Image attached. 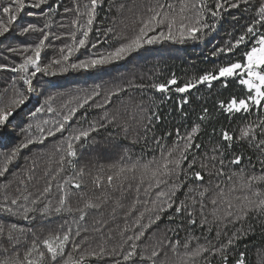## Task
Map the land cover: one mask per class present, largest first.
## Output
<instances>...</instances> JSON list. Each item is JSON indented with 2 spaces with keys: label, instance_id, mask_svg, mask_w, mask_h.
Segmentation results:
<instances>
[{
  "label": "snow or ice",
  "instance_id": "obj_1",
  "mask_svg": "<svg viewBox=\"0 0 264 264\" xmlns=\"http://www.w3.org/2000/svg\"><path fill=\"white\" fill-rule=\"evenodd\" d=\"M105 3L109 4L110 9H115L117 16L123 15L125 11L131 13L130 17H126L131 20V35L126 34L129 24L123 21L121 29L117 31L115 16L112 18L113 24L105 27L102 32L99 28H94L98 11ZM71 5L64 6L61 0H0V39H6L13 32L22 40L34 37L30 43L21 42L19 46L6 48L7 53L17 54L20 62L0 63V70L16 74L12 77L14 83L11 89L5 88L0 92V128H6L29 102V94L35 91L34 78L37 74L55 75L56 69L60 72H68L70 69H101L123 61L147 46L163 42L183 44L188 41H203L224 26L225 22L227 39L210 51L209 56L215 58L212 67L201 69L199 74L186 82H180L172 74L163 81L157 79L148 84L137 85L128 83V88L151 89L161 97L157 102L155 95L150 96L148 106L143 102H132L130 98L126 109L131 111L132 120L136 124V139L132 142L143 141L145 147L150 144L155 147L150 153L142 152L135 158L124 149L119 161L107 168L98 169L92 176L91 183L98 188L105 184L108 187L118 185L123 188L125 183L132 188L134 183L137 193L145 185V193H150L154 188L157 191L156 199L151 201L152 207L145 209L150 214L148 224H142L145 213L141 212L135 220V225L140 226L139 230L133 235H127V226L119 230V242L111 247L106 246V242L91 247L87 235L79 243L73 240V236L81 237L82 232L89 231L81 227L87 220L88 212L99 210L103 205L99 198L94 201L78 195L86 187L85 175L91 174L86 173L84 166L77 167L76 159L89 142H96L92 134L117 123L119 114L109 112L106 106L111 104L114 97L125 92L123 86L109 89L104 93L103 101L98 103L96 98L101 96L102 90H98L101 86L96 85L91 92L76 98L75 106L68 108L62 120L53 121L51 127L42 126L48 125L46 120L42 124L37 123L36 134L27 136L10 151L0 153V177H5L22 150L34 144L44 145L48 138L67 131L68 122L73 120L79 109L88 106L90 101L91 106L103 111L98 119L81 120L67 137L62 136L49 154L48 164L41 177L36 176V163L33 161L32 166L27 169L28 175L16 182L23 187L18 186L15 193L10 194V185L4 184V191L0 192V214L4 217L33 221L40 217L50 221L52 217L67 214L73 217L71 223L76 225L75 231L64 220L58 229L37 235L33 227L0 219V264H91L93 259H107L110 264H200L202 259L203 264H212V259L217 256L221 264H228V251L237 239L244 238L252 231L251 227L246 231L242 227L240 232H233L219 247L207 238L206 244H200V237L191 234L183 242L176 240L173 243L170 240L166 247L174 258L164 251L163 240L158 241L151 249L146 246L143 250L138 242L145 236V229L150 230L167 210H173V216L169 219L177 214L187 219L190 233L197 226L202 231L206 228L211 232L214 225L217 240L222 234L221 226H243L252 216L264 217V0H256L255 4L253 0H154L144 6L142 12H132L124 3L115 4L112 0H86L84 3L81 0H71ZM61 8L62 13L59 11ZM233 10L240 14H233ZM23 16H39L43 24L38 26L40 20L35 23L21 22ZM54 16L59 17L57 27L67 31L60 34L51 31ZM65 20L68 23H64ZM94 32L104 39L97 38L93 43L90 35ZM62 37L70 42H64L62 47L56 49L57 58L42 66V53L54 48L53 41H61ZM109 40L114 43L106 51H88L89 48L103 46ZM81 52L84 53L83 58L74 55ZM73 59L75 62H72ZM17 81L22 82V87L16 86ZM216 85L223 91L230 87L239 89L220 99L218 110L221 114H227L226 118H233L240 113L250 115L256 112L257 118L248 120L247 115L243 116L242 121L247 122L242 123L238 129L221 128L217 133L213 127L212 131L217 139L210 149L211 154L205 152L197 161L193 150L201 148L196 140L202 126L210 119L209 109L202 107L196 122L187 130L182 131L178 126L174 131L158 134L157 129L162 126L164 119L159 109L170 93L184 94L180 97L179 108L181 115L187 117L184 106L191 102L189 97L192 91H198L199 87L212 90ZM223 91L219 95L223 96ZM51 99L49 96L48 100ZM44 110V107L37 108L31 115L34 117ZM47 111L53 112L54 109L49 105ZM120 127L127 138L131 125L125 120ZM32 128L33 125L28 123L27 130ZM173 136L175 139L172 140L171 147H168L165 141ZM238 145H247L253 150L255 163L248 158V165L240 167L245 156L243 153L237 154ZM226 162L227 165L236 166L237 170L226 173ZM40 179L44 180V185L34 195L27 185ZM54 183L58 193L55 202L51 199ZM181 195L183 199H180ZM73 197L80 201L75 207L71 203ZM208 204L211 209L206 212ZM196 205H199V221L194 218L192 210ZM117 206H121L119 201ZM112 211L115 213L116 208ZM105 224L103 220H95L91 231L102 235ZM223 234L227 236L226 232ZM29 236L32 237L31 241L21 252V241ZM108 239H113L111 233L108 234ZM4 240L9 247L2 246ZM234 264H247L245 253L241 252Z\"/></svg>",
  "mask_w": 264,
  "mask_h": 264
},
{
  "label": "trees",
  "instance_id": "obj_2",
  "mask_svg": "<svg viewBox=\"0 0 264 264\" xmlns=\"http://www.w3.org/2000/svg\"><path fill=\"white\" fill-rule=\"evenodd\" d=\"M84 2H86V0H81V3ZM112 2L115 4L124 3L126 8L131 9L132 12H142L144 6L149 5L154 2V0H112ZM61 3H63L64 6H72L71 0H61ZM253 3L255 4L256 0H253ZM28 10L32 11L31 9ZM59 11L62 13V8L59 9ZM233 14L239 15L240 12L233 10ZM114 16L116 17L115 26L117 31L121 29V21H123L129 24L128 29H126V34L131 35V20L126 19V17L131 16V13L125 11L123 15L117 16L115 9H110L108 3H105L99 9L94 28H99L102 32L105 27L113 24L112 18ZM68 19H71V14ZM38 20H40L38 26H42L43 21L39 16H23L21 18V22L27 21L35 23ZM52 21L51 31L57 34H60L62 31H67V29L62 30L57 27L59 17H52ZM64 23H68V20H65ZM225 27H227V22L203 41H188L183 44L163 42L161 44L147 46L146 49L134 53L125 60L116 62L105 68L89 71L70 69L68 72H60L56 69L55 75L37 74L34 78L35 91L29 94V102H27L15 115L6 128H0V153L10 151L21 141L25 140L27 136L36 134L35 126L37 123L42 124V122L46 120L49 122L48 125L42 124V126L51 127L53 126V121L62 120V116L67 113L68 108L75 106L76 98L82 97L86 92H91L96 85H100L101 89L98 90H102L101 96L96 98V102L98 103L103 101V95L109 89H115L120 86L126 89L125 92L114 97L110 105L106 106L109 112L119 114L117 123L106 129H101L98 133L92 134V138H94L96 142H89L88 145L80 151L79 157L76 159L77 167L84 166L86 173L91 174L85 175L84 183L86 187L82 192L78 193V195H83L94 201L99 198L103 201V205L99 210H90L88 212L87 220L81 227L87 228L89 231L86 233L82 232L81 237L73 236L75 242H81L83 237L87 235L89 237V246L95 247L98 244L106 242V246L111 247L113 244L119 242V230L127 226V235H133L139 230L140 226L135 225V220L141 212L145 213L142 224H148L150 214L146 212L145 209L151 208V201L156 199L155 192L157 190L155 188L152 189L150 193H145V185L142 186L139 193H137L134 183L132 188H129L127 183H125L123 188H120L118 185L108 187L106 184L104 187L98 188L91 183V178L97 173L98 169L101 167L107 168L108 165L119 161V157L124 149H127L129 154L135 158L142 152L150 153L152 148L155 147L154 144L145 147L143 141L139 143L132 142L136 139V124L132 120L131 111H126V109L128 108L130 98L132 102H143L145 106H148L150 103V96L155 95L157 102H159L161 97L159 94H155L151 89L128 88L127 85L129 82L133 85H137L141 83L148 84L157 79L163 81L170 78L172 74H175L180 82H186L188 79L199 74L201 69L211 68L215 58L210 57L209 53L215 46L227 39L225 36ZM97 38L101 40L104 39L103 36H100L99 33L96 32L90 35V39L93 43ZM33 39L34 37H28L26 40H22V38L16 36L15 32L8 34L6 39H0V63L12 64L13 62H20V57L17 54L7 53L6 48L8 46H19L21 42L30 43ZM64 42L70 41L65 37H62L61 41H53L54 48L46 49L41 55L42 66L48 64L53 58H57L58 53L56 49L62 47ZM113 43L114 41L109 40L103 46H98L97 49L89 48L88 51L104 52ZM74 55L83 58L84 53L81 52ZM72 62H75V59H73ZM14 75L16 74L0 70V92H3L5 88L11 89L14 83L12 80ZM15 83L18 88L22 87V82L17 81ZM23 87H26V85ZM221 91L223 90L220 89L219 85H216L212 90H209L207 87H199L198 91L193 90L189 97L191 102L184 106V110L188 113L187 117L181 115L179 108L180 97L184 94L170 93L166 102L161 104L159 109L163 113L164 119L162 121V126L157 129V133L160 134L164 131L171 132L178 126L181 127L182 131L189 129L190 125L196 122L198 114H201V108L207 107L211 116L209 121L202 126L201 133L196 140V143L201 144V148L194 149L193 151L195 152L197 161L203 157L205 152L211 154L210 149L217 139L212 131L213 127L216 129L217 133L221 128L238 129L242 123L247 122L242 121L243 116L247 115L248 120H255L257 118L256 112L250 115L240 113L233 118H226L227 114H221L218 110L219 101L220 99L226 98L232 92H238L239 89L230 87L227 91H223V96L219 95ZM49 96L52 97L50 101L48 100ZM49 105L54 109L53 112L47 111ZM91 105L92 102L90 101L88 106L78 110L73 120L68 122L67 131L62 134L58 133L55 137L48 138L44 145L34 144L30 145L28 149L22 150L21 154L10 166V171L6 176L0 177V192L4 191V184L10 185L8 189L10 194L15 193V189L18 186L23 187L16 182L28 175L27 169L32 166L33 161L36 163L35 174L37 177H41L48 164L49 154L53 151L55 144L61 140L62 136L67 137L70 132L77 128L81 120L92 121L103 115L101 109H97ZM41 107H44L45 110L36 113L33 117L31 113ZM125 120L131 125L127 133V138H125V134L120 127ZM28 123L33 125L31 130H27ZM84 127H87V124H84ZM174 139L175 136L166 139V145L171 147L172 140ZM240 153H243L245 156L240 167L248 165V158H251L253 163H255L256 156L253 150L249 149L247 145L237 146V154ZM0 164H2V161H0ZM232 170H237L236 166L227 165L226 162L225 172L228 173ZM69 171H71V169H69ZM214 182L217 181L214 180ZM43 185L44 180L40 179L39 181L33 180L27 186L28 190L35 195L37 189L42 188ZM57 196L58 193L54 183L51 193L53 202H55ZM106 196L108 199H105ZM180 199H183L182 195ZM117 201H119L121 206H117ZM71 203L75 207L80 201L77 197H73ZM133 205H135V207H133ZM113 208H116L115 213L112 211ZM210 209L211 205L208 204L205 211L208 212ZM192 210L195 213L194 218L199 221L201 219L199 205H196ZM170 216H173V210H167L162 215V218L157 221L150 230L145 229V236L138 242L141 250L146 246L151 249L157 245L158 241L163 240L165 245L164 251L168 253L169 257L174 258L173 254L166 247L170 240L173 243L176 240L183 242L191 234L200 237V244H206L205 238H207L213 245L219 247L221 243L226 242L228 236H231L233 232H240L242 227L246 231L251 227L252 231L244 238L237 239L236 243L228 251V264H234V261L241 252L245 253L247 264H264V217L257 218L256 216H252L243 226L240 224L235 226H221L222 234L220 239L217 240V229L214 225L212 226L211 232H208L206 228L202 231L199 226H197L190 233V226L188 225L187 219L180 214H177L173 219H169ZM208 218L211 220V216ZM0 219H9L11 222H17L24 227H33L37 235H42L49 230L58 229L64 220H67L69 224H71L73 231L76 229V225L71 223L73 217L67 214L52 217L50 221H45L40 217H37L35 221L31 219L19 220L18 218L4 217L3 214H0ZM95 220H103L106 222L102 228V235L91 231ZM224 232L227 233V236L223 234ZM109 233H111L113 237L111 240L108 239ZM31 238L32 237L29 236L27 239L21 241V245L19 246L21 252H23L27 244L30 243ZM195 243L196 242L193 243V246H195ZM2 246L9 247V244L4 240ZM180 251L182 253L183 248H181ZM91 264H110V261L107 259L104 261H96L93 259ZM200 264H203L202 259ZM212 264H221L219 256L212 259Z\"/></svg>",
  "mask_w": 264,
  "mask_h": 264
}]
</instances>
